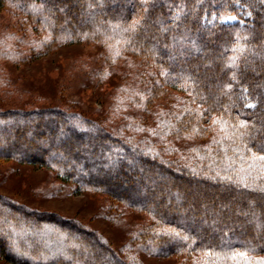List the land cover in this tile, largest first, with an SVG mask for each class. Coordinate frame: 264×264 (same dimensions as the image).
<instances>
[{"label": "trees", "instance_id": "obj_1", "mask_svg": "<svg viewBox=\"0 0 264 264\" xmlns=\"http://www.w3.org/2000/svg\"><path fill=\"white\" fill-rule=\"evenodd\" d=\"M240 6L250 18L220 21L241 18ZM4 9L14 25L0 31V60L100 46L134 70L118 97L139 113L121 128L57 106L0 109V160L55 172L148 222L121 254L76 219L0 195V258L143 264L139 248L176 264H264V0H0Z\"/></svg>", "mask_w": 264, "mask_h": 264}, {"label": "rangeland", "instance_id": "obj_2", "mask_svg": "<svg viewBox=\"0 0 264 264\" xmlns=\"http://www.w3.org/2000/svg\"><path fill=\"white\" fill-rule=\"evenodd\" d=\"M240 8L242 19L224 15L220 21L243 23L250 13L244 6ZM11 17L9 10L0 12V31L13 27ZM128 63L124 60L111 65L100 46L82 43L59 44L31 59H1L0 109L57 106L105 121L109 127H127L121 117L139 113L126 110L118 97L125 81L128 87L132 85L129 74L134 70ZM0 195L33 209L76 219L99 232L121 254L148 222L144 214L117 208L101 194L75 192L55 172L30 164L0 160ZM133 251L143 264H176L174 258L152 257L139 248ZM0 264L12 263L0 258Z\"/></svg>", "mask_w": 264, "mask_h": 264}, {"label": "snow or ice", "instance_id": "obj_3", "mask_svg": "<svg viewBox=\"0 0 264 264\" xmlns=\"http://www.w3.org/2000/svg\"><path fill=\"white\" fill-rule=\"evenodd\" d=\"M259 159L264 160V156L259 157Z\"/></svg>", "mask_w": 264, "mask_h": 264}]
</instances>
